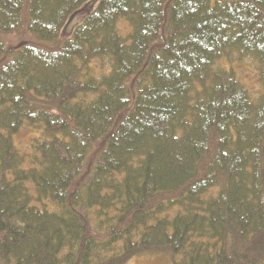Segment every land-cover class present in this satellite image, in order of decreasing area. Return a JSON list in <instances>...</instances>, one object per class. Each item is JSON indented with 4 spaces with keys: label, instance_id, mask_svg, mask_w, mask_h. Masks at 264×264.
Returning <instances> with one entry per match:
<instances>
[{
    "label": "trees",
    "instance_id": "16d2710c",
    "mask_svg": "<svg viewBox=\"0 0 264 264\" xmlns=\"http://www.w3.org/2000/svg\"><path fill=\"white\" fill-rule=\"evenodd\" d=\"M90 1L0 0V264H264V0Z\"/></svg>",
    "mask_w": 264,
    "mask_h": 264
},
{
    "label": "rangeland",
    "instance_id": "374dc122",
    "mask_svg": "<svg viewBox=\"0 0 264 264\" xmlns=\"http://www.w3.org/2000/svg\"><path fill=\"white\" fill-rule=\"evenodd\" d=\"M96 1L97 0H91L90 2L95 4ZM89 11L90 7L88 5L83 9L82 12H79L75 16H73V18H71L66 23L61 35L70 33L76 25L81 23V21L84 19V17L88 14ZM118 28L121 33H123V35H126L128 33V25L124 21L118 23ZM217 66L221 68H226L227 70L232 69L235 72L237 78L248 89L249 95L253 101H256L260 97V95L262 94V87L258 81L257 66L252 60L243 59L242 61H238L234 57L231 63L221 61V63ZM29 139L30 135L28 132L20 133L18 135L19 147L28 150ZM176 258L177 257L171 254L148 253L142 256L133 257L126 264H172L173 260H175Z\"/></svg>",
    "mask_w": 264,
    "mask_h": 264
}]
</instances>
